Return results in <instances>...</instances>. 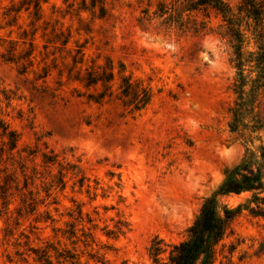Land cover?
Segmentation results:
<instances>
[{
  "label": "rangeland",
  "instance_id": "obj_1",
  "mask_svg": "<svg viewBox=\"0 0 264 264\" xmlns=\"http://www.w3.org/2000/svg\"><path fill=\"white\" fill-rule=\"evenodd\" d=\"M258 1L264 7V0ZM29 2L0 0V108L21 135V150L40 146L68 168L66 189L56 188L59 204L49 210L62 227L75 223L80 208L90 215L108 264H170L172 246L187 238L204 198L222 183L223 169L245 153L246 132L229 129L236 69L228 25L208 9L186 20L187 27L204 26L198 35L175 29L159 33L138 27V0H97L106 10L103 17L98 6L90 9L92 0H42L39 19ZM225 2L245 31V50L255 51L254 25L243 0ZM10 41L16 42L13 55ZM80 49L83 64L74 67ZM109 61L115 73L110 91L69 80L86 69L102 72ZM122 68L124 76L151 91L150 103L139 112L119 99ZM3 90L13 98L10 107ZM258 106L264 118V93ZM260 138L264 143V131ZM22 157L15 154L5 167L15 185L11 212L0 213V264H35L28 248L43 246L52 236L50 222L36 223L15 208L27 192L26 182L46 199L43 184L59 168H47L39 156L32 159L22 152ZM68 164L80 170L74 174ZM250 197L245 193L224 201L236 207ZM44 210L41 205L39 212ZM256 212L245 211L232 223L216 246L214 264H264V207ZM117 222L128 230L116 238L105 236L104 230H113ZM154 247L160 250L156 257ZM79 253L81 264H100L82 245Z\"/></svg>",
  "mask_w": 264,
  "mask_h": 264
},
{
  "label": "trees",
  "instance_id": "obj_2",
  "mask_svg": "<svg viewBox=\"0 0 264 264\" xmlns=\"http://www.w3.org/2000/svg\"><path fill=\"white\" fill-rule=\"evenodd\" d=\"M41 3L42 0H30L27 4L29 7H34V14L38 19L41 15ZM98 3L100 2L92 0L90 9L98 6L101 17H103L106 10L102 4ZM138 3L142 10L137 25L143 31L153 28L160 33L162 29L167 32L175 29L183 33L188 30L194 35H198L204 26L194 23V26L187 27L186 20L193 21L195 14L213 9L222 16L228 25L234 41L236 80L233 91L235 100L229 109V129L232 134L240 133L241 130L246 132L243 139L245 153L236 165L223 169L222 183L204 198L198 214L188 228L187 238L173 245L168 257L170 264H214L216 246L224 239L232 223L243 212L248 211L253 215H259L256 208L264 207V143L260 138V133L264 131V118L258 110L260 98L264 93V7L258 0H243L246 16L254 25L251 37L256 49L253 52H247L245 50V31L239 24L233 9L225 0H138ZM68 42L69 40L64 45H67ZM9 44V55H13L16 50V42L10 41ZM30 45L28 60L32 65L33 61L30 56L34 50V44ZM79 53L80 58L74 60V67L83 64L84 55L81 49ZM7 61L14 60L9 58ZM123 72L122 68L119 71L121 80L119 99L123 106L131 112H139L150 103L151 91L139 83L132 82L130 77L123 75ZM69 80L79 82L87 89L100 85L105 91H110L115 80L114 67L109 61L102 72L86 69L85 74L71 76ZM2 94L6 107H10L13 98L5 90ZM2 102L0 98V105ZM0 114L2 115L0 116V168H4L1 172L5 175L3 183H0V213L7 215L11 212L13 194L10 191L15 185V176L12 173H6L5 167L15 161V154H18L22 159V152L32 159L39 156L47 168L54 166L59 168L58 174L54 176L53 180L43 184L46 199L52 200L50 203H46V199L40 197L38 189H30L29 185L32 184L26 182L23 189H26L27 192L21 195L20 205L15 208V211L21 215L24 212L27 217H33L36 223H51L52 236L42 242L43 246L28 248L29 257L35 264H81L79 249L82 245L91 259L100 264H108L104 257L105 253L102 252L106 247H98L94 232L98 226L90 215H85L80 208L76 211L77 217L74 218V215L68 214L69 217L74 218L75 223L67 222L62 227L58 226L59 221L55 220L49 210L51 205L59 204L58 198L54 195L56 188H59L61 192L66 189L65 171H68V168L60 162L58 155L53 152H44L40 146L33 152L21 150V135L13 130L3 118L4 113L1 108ZM37 141L40 142V140ZM68 166L74 174L80 170L78 166L70 164ZM84 179L85 177H81L78 182L81 188L84 186ZM245 193H250L251 197L244 204L234 207L224 201V198ZM41 205L46 207L42 213L39 212ZM55 211L58 212V208H55ZM73 212L75 213V211ZM40 216L43 219H40ZM84 216H86V220ZM86 223L89 225L88 228H86ZM120 223L117 222L113 230H104V235L116 238L124 234L128 230V225ZM18 224L20 225L19 222ZM159 251L157 247L151 248V254L155 257ZM17 254L24 256L25 253L18 251ZM22 259L28 263L27 259L23 257Z\"/></svg>",
  "mask_w": 264,
  "mask_h": 264
}]
</instances>
